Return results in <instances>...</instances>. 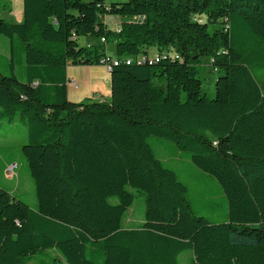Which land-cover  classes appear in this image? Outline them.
I'll list each match as a JSON object with an SVG mask.
<instances>
[{
	"label": "trees",
	"instance_id": "obj_1",
	"mask_svg": "<svg viewBox=\"0 0 264 264\" xmlns=\"http://www.w3.org/2000/svg\"><path fill=\"white\" fill-rule=\"evenodd\" d=\"M0 35L12 61L0 125L26 122L37 199L0 186V264H56L49 252L65 264H181L187 252L192 264H264V0H24V20L0 18ZM109 44L110 100L71 102L68 67L103 65ZM209 58L214 99L200 78ZM149 137L216 178L226 222L193 211ZM136 193L144 221L124 229Z\"/></svg>",
	"mask_w": 264,
	"mask_h": 264
},
{
	"label": "rangeland",
	"instance_id": "obj_2",
	"mask_svg": "<svg viewBox=\"0 0 264 264\" xmlns=\"http://www.w3.org/2000/svg\"><path fill=\"white\" fill-rule=\"evenodd\" d=\"M107 5L116 2H125L126 0H105ZM111 28H116L118 20L106 18ZM201 22L206 18H201ZM217 27H220L219 25ZM214 26H211V31ZM6 43L10 50V39L0 35V72L5 75L10 74L12 61L6 57L3 46ZM84 43V40L82 41ZM108 53L116 56V47L113 44L107 45ZM116 58V57H115ZM22 64L18 61L14 63V71L17 77L24 81L23 73L20 70ZM215 66L212 64V59H206L201 66L200 78L203 82V93L208 98L214 99L216 96V81L221 75L220 72H215ZM262 75L259 78L264 85V70H260ZM260 73V74H261ZM27 124L24 120L16 123H2L0 125V186L14 193L19 199L27 203L31 208L37 207V199L35 192L34 181L30 176L27 160L23 154V146L27 143ZM148 143L151 145L156 157L162 161L165 167L173 170L179 181L187 187L186 199L190 202L193 211L200 216H205L213 223H223L227 221V199L224 195L221 185L210 174L203 172L194 166L184 153L179 152L173 143L149 137ZM18 164L16 169V177L14 179L7 175L6 169L11 164ZM115 202V201H114ZM215 205L219 207L215 210ZM145 214V196L136 193L133 206L125 214L122 228L128 225V218L134 216L141 223L144 221ZM140 224H135L138 228ZM49 255L56 260V264H65L61 255L57 252H49ZM193 254L187 252L181 256V264H192Z\"/></svg>",
	"mask_w": 264,
	"mask_h": 264
},
{
	"label": "crops",
	"instance_id": "obj_3",
	"mask_svg": "<svg viewBox=\"0 0 264 264\" xmlns=\"http://www.w3.org/2000/svg\"><path fill=\"white\" fill-rule=\"evenodd\" d=\"M0 18L14 23H21L24 20V0H0ZM109 19L118 20L120 23V17L113 16ZM116 29V28H115ZM3 46L6 47V57L10 55L8 45L6 43ZM107 54L111 59H116V56ZM116 57V58H115ZM22 73L24 72L23 65L21 66ZM67 77L69 82L75 81L78 87L68 84V98L73 103H81L83 101H108L112 96V81L110 69L105 65L99 66H69L67 69ZM227 205V203H226ZM215 210L218 211L219 207L215 205ZM128 218V225L126 229H135V224H140L138 228L143 224L134 216ZM193 261V259H192Z\"/></svg>",
	"mask_w": 264,
	"mask_h": 264
},
{
	"label": "built area",
	"instance_id": "obj_4",
	"mask_svg": "<svg viewBox=\"0 0 264 264\" xmlns=\"http://www.w3.org/2000/svg\"><path fill=\"white\" fill-rule=\"evenodd\" d=\"M102 42H105V40L103 39ZM113 61L115 62L116 64L118 63V60L117 58L116 59H107V60H104L102 63L103 65L107 66L106 64L109 62V61ZM138 62L142 63L144 60L143 58H139L137 59ZM131 61L133 60H129L128 62L130 63ZM108 67V66H107ZM109 68V67H108ZM110 69V68H109ZM69 84L75 86V87H78V84L75 82V81H70ZM18 167V164L14 163V164H11L8 166V168L6 169V173L7 175L11 176L12 179H14L16 177V169Z\"/></svg>",
	"mask_w": 264,
	"mask_h": 264
}]
</instances>
